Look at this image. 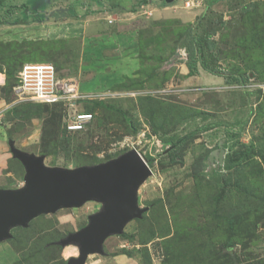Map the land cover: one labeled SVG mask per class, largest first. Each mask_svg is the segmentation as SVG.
<instances>
[{
  "label": "rangeland",
  "instance_id": "374dc122",
  "mask_svg": "<svg viewBox=\"0 0 264 264\" xmlns=\"http://www.w3.org/2000/svg\"><path fill=\"white\" fill-rule=\"evenodd\" d=\"M24 1L33 2L0 0L7 2L0 17H8L7 4ZM191 1L194 7L185 0H59L47 11L71 2L80 17L53 13L46 22L0 24V74L12 100L0 123L9 146L14 140L44 154L47 165L68 168L132 148L154 157L138 190L147 210L85 264H264V163L256 151L234 157L247 145L264 148V0ZM20 15L16 9L9 19ZM190 27L202 36L214 71L187 65L179 44ZM29 62H52L60 80L92 97L77 102L78 110L93 113L87 129L64 128L62 103L15 101ZM238 76L243 80L232 79ZM220 143L226 152L221 173L213 175L217 161L209 156L219 154ZM230 158L233 167L226 168ZM22 166L10 159L4 170H12L15 187L24 184ZM100 207L88 201L15 227L0 244L17 253L8 264H67L79 248L59 241ZM7 260L0 254L1 263Z\"/></svg>",
  "mask_w": 264,
  "mask_h": 264
},
{
  "label": "water",
  "instance_id": "95a60500",
  "mask_svg": "<svg viewBox=\"0 0 264 264\" xmlns=\"http://www.w3.org/2000/svg\"><path fill=\"white\" fill-rule=\"evenodd\" d=\"M10 147L25 175L22 186L0 187V242L12 238L15 227H27L40 215L95 201L101 207L88 223L59 241L79 248V256L70 257L67 264H85L90 254L105 253L106 238L123 233L131 220L147 210L139 204L138 190L152 170L136 148L96 164L68 168L47 165L44 154L25 151L14 140ZM219 147V154L215 149L209 156L213 164L217 161L211 170L219 169L224 161L226 148L222 143Z\"/></svg>",
  "mask_w": 264,
  "mask_h": 264
},
{
  "label": "built area",
  "instance_id": "2783aa9c",
  "mask_svg": "<svg viewBox=\"0 0 264 264\" xmlns=\"http://www.w3.org/2000/svg\"><path fill=\"white\" fill-rule=\"evenodd\" d=\"M185 3L187 6L196 5V2L191 0H185ZM116 21L118 18L111 17L109 19L110 23ZM14 90L15 101L28 99L41 103H62L67 112L63 126L68 131L85 130L94 118L93 113L77 109L78 101H90L92 97L81 92L75 83L60 80L52 62L25 63L20 71V80ZM2 121L3 111L0 110V122ZM141 156L147 161L146 155L141 154Z\"/></svg>",
  "mask_w": 264,
  "mask_h": 264
},
{
  "label": "trees",
  "instance_id": "16d2710c",
  "mask_svg": "<svg viewBox=\"0 0 264 264\" xmlns=\"http://www.w3.org/2000/svg\"><path fill=\"white\" fill-rule=\"evenodd\" d=\"M59 0H33L32 4L28 3V1H24L21 3V5L17 6L16 4H7V14L8 19L11 17V14L14 13V10L18 9L21 12L20 17H15L12 20H8L7 18L2 19L0 17V24H30L33 22H46L50 20L51 14L58 13V15L62 14L65 18H79L80 15L78 14L76 7L74 4L69 2L65 7L59 8L58 11L49 10V8L56 5V2ZM165 5H168L169 2L166 0H163ZM7 3V2H6ZM5 2H0L1 6L6 5ZM173 4V2H171ZM87 12V11H86ZM85 12V13H86ZM88 12L95 13V10H89ZM60 13V14H59ZM202 41V36H199L197 33L194 32V30L190 27L188 28L187 32L182 36L180 41V47L184 48L187 52L188 62L187 65L190 67V69L193 71L198 70V63H200L206 70H213L210 68L208 63L205 60V54H203V50L200 48ZM214 71V70H213ZM233 80L242 81L243 78L241 76L233 77ZM191 135V134H190ZM182 139V138H181ZM247 151H256L260 153V156L262 158V161L264 163V148H261L260 150H256L255 145L253 146H246L245 150H238L236 151V154L234 157L240 158L242 156H245ZM147 160L152 161L154 157L147 155ZM17 160V159H16ZM19 161V160H18ZM233 159H229L228 163L226 164V168H232L233 167ZM20 165L22 166V163L19 161ZM23 167V166H22ZM213 170L212 174H220L221 168ZM231 223V221H230ZM228 245L231 249V240L228 241Z\"/></svg>",
  "mask_w": 264,
  "mask_h": 264
},
{
  "label": "crops",
  "instance_id": "0c3cea01",
  "mask_svg": "<svg viewBox=\"0 0 264 264\" xmlns=\"http://www.w3.org/2000/svg\"><path fill=\"white\" fill-rule=\"evenodd\" d=\"M3 83H4V76L1 73L0 74V110L8 107L9 105L11 106V102H12V100H9V98L6 97V93H5L6 90L3 87L4 85ZM10 159H16V158H14L10 150V146L7 139V133L5 131V123H0V187L2 188L15 187L17 186L16 184H18V182L14 180L15 176L13 174H10L12 170L4 171L8 168ZM1 243H5V242L2 241L0 242V244ZM0 254L3 257H8V260L5 262L6 264L12 263L17 260L16 259L17 253L12 248L10 249V247L6 248L5 246H0ZM5 263L3 262L1 264H5Z\"/></svg>",
  "mask_w": 264,
  "mask_h": 264
},
{
  "label": "clouds",
  "instance_id": "9594fccd",
  "mask_svg": "<svg viewBox=\"0 0 264 264\" xmlns=\"http://www.w3.org/2000/svg\"><path fill=\"white\" fill-rule=\"evenodd\" d=\"M175 1V0H174ZM173 1V2H174ZM192 7H194V6H192ZM118 18V17H117ZM118 19H120V18H118ZM121 22V20L120 21H117L116 23H120ZM83 111H86V110H83ZM86 112H88V111H86ZM92 113V112H91Z\"/></svg>",
  "mask_w": 264,
  "mask_h": 264
}]
</instances>
